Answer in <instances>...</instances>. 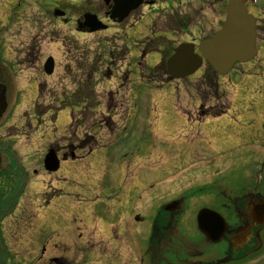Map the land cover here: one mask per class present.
<instances>
[{
	"label": "rangeland",
	"instance_id": "obj_1",
	"mask_svg": "<svg viewBox=\"0 0 264 264\" xmlns=\"http://www.w3.org/2000/svg\"><path fill=\"white\" fill-rule=\"evenodd\" d=\"M255 1L248 8L259 19L264 0ZM46 3L0 0V66L2 72L11 69L13 79L0 122V150L8 153L2 169L18 164L25 179L10 213L0 218V264H152L146 251L153 227L175 193L185 201L180 233L199 241L195 210L232 205L245 176L257 174L264 161V44L255 62L230 73L226 91L219 78L218 94L200 85L208 66L179 84L159 86L158 76L154 83L147 80L152 69L145 59L139 65L136 50L130 54L134 45L124 41L128 24L79 35L73 25L52 18ZM200 18L202 36L214 34L224 20L219 9L206 8ZM129 34L127 42L139 39ZM179 34L175 45L189 39ZM104 50L113 59L91 66L90 53L98 57ZM156 56L150 54L148 66L160 63ZM49 57L56 62L52 76L43 73ZM240 70L246 77L236 73ZM109 74L114 78L104 82ZM89 83L94 98L86 101ZM39 85L46 111L62 107L56 120L51 112L43 122L37 119ZM76 104L81 109L71 108ZM200 105L226 110L220 117L199 118ZM87 135L98 150L90 155L79 143ZM54 146L61 155L86 158L63 161L58 173L46 175L42 159ZM262 175L254 181L264 190ZM10 184L17 190L21 180ZM262 254L260 259L264 248Z\"/></svg>",
	"mask_w": 264,
	"mask_h": 264
},
{
	"label": "flooded vegetation",
	"instance_id": "obj_2",
	"mask_svg": "<svg viewBox=\"0 0 264 264\" xmlns=\"http://www.w3.org/2000/svg\"><path fill=\"white\" fill-rule=\"evenodd\" d=\"M137 1L138 4L135 3L134 6L136 9L130 10L121 23L113 14L114 0H47L46 5L50 7L52 18L62 21L65 25H73L79 35L107 33L128 24L124 41L127 42L128 37L130 38L128 32H133L139 39L127 43L131 48L134 45L131 52L136 50L140 55L142 52L146 53L147 42L172 41L179 32V36L189 37V42L194 44L202 41L209 35H201V28L205 29V26L200 24V14L207 8L213 11L219 9L221 15L225 12L227 4V0ZM195 10L199 12L196 17L192 14ZM56 13L63 16L56 18ZM92 27L104 28L92 32ZM56 151L57 154L60 153L59 149ZM260 167L257 174L264 175V161ZM254 175L252 173L245 176L242 184L238 186L237 195L232 198V205L223 203L217 207L203 206L195 210L196 225L197 213L203 208L211 209L225 218L227 226L217 244L212 243L198 227L196 229L200 235L199 241L192 242L182 236L178 222L183 220L180 215L183 214L184 195H174L165 202L158 213V227L153 252L150 253L152 264H256L253 262L256 260L258 263L263 262L264 258L260 259V254L264 248V190L256 185ZM2 183L4 182L0 179V185ZM167 207L172 211H168ZM175 245L182 246V249H177Z\"/></svg>",
	"mask_w": 264,
	"mask_h": 264
},
{
	"label": "water",
	"instance_id": "obj_3",
	"mask_svg": "<svg viewBox=\"0 0 264 264\" xmlns=\"http://www.w3.org/2000/svg\"><path fill=\"white\" fill-rule=\"evenodd\" d=\"M224 23L223 28L212 39L199 44L203 58L216 74L222 76L227 75L235 64L250 62L257 54L256 21L248 14L245 0H230ZM203 58L195 54L193 45L183 44L168 61V73L176 79L189 77L202 66ZM53 70L54 62L50 58L45 64V73L52 74ZM5 111V99L0 97V118ZM45 167L50 172L59 169V161L54 152L46 157ZM197 219L200 228L210 239L218 242L226 227L220 215L203 210Z\"/></svg>",
	"mask_w": 264,
	"mask_h": 264
},
{
	"label": "trees",
	"instance_id": "obj_4",
	"mask_svg": "<svg viewBox=\"0 0 264 264\" xmlns=\"http://www.w3.org/2000/svg\"><path fill=\"white\" fill-rule=\"evenodd\" d=\"M216 78L215 74L213 72H208L205 77V83L206 85H209L211 88L217 89V84L214 82V79ZM38 112H41V106H38ZM9 201L3 202V206L7 205Z\"/></svg>",
	"mask_w": 264,
	"mask_h": 264
}]
</instances>
